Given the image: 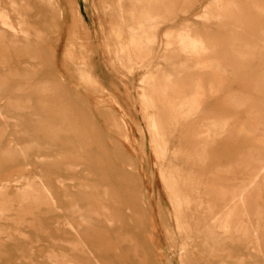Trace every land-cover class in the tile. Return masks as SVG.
<instances>
[{
  "label": "rangeland",
  "instance_id": "rangeland-1",
  "mask_svg": "<svg viewBox=\"0 0 264 264\" xmlns=\"http://www.w3.org/2000/svg\"><path fill=\"white\" fill-rule=\"evenodd\" d=\"M0 264H264V0H0Z\"/></svg>",
  "mask_w": 264,
  "mask_h": 264
},
{
  "label": "bare ground",
  "instance_id": "bare-ground-1",
  "mask_svg": "<svg viewBox=\"0 0 264 264\" xmlns=\"http://www.w3.org/2000/svg\"><path fill=\"white\" fill-rule=\"evenodd\" d=\"M181 36H183V35H181ZM183 38H184V37H183ZM185 39H186V38H185ZM185 39H184V40H185ZM186 40L188 41V39H186ZM183 45H184V44H183ZM188 46H189V45H188ZM190 47H191V46H190ZM184 48H185V47H184ZM190 50H191V49H190Z\"/></svg>",
  "mask_w": 264,
  "mask_h": 264
}]
</instances>
